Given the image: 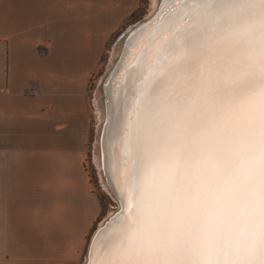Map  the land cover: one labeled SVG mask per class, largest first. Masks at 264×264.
Here are the masks:
<instances>
[{
    "label": "snow or ice",
    "instance_id": "6c2138e0",
    "mask_svg": "<svg viewBox=\"0 0 264 264\" xmlns=\"http://www.w3.org/2000/svg\"><path fill=\"white\" fill-rule=\"evenodd\" d=\"M120 57L86 264H264V0L162 4Z\"/></svg>",
    "mask_w": 264,
    "mask_h": 264
},
{
    "label": "crops",
    "instance_id": "0c3cea01",
    "mask_svg": "<svg viewBox=\"0 0 264 264\" xmlns=\"http://www.w3.org/2000/svg\"><path fill=\"white\" fill-rule=\"evenodd\" d=\"M117 5L0 0V264H74L79 244L62 233L97 217L78 158L112 26L102 9Z\"/></svg>",
    "mask_w": 264,
    "mask_h": 264
},
{
    "label": "rangeland",
    "instance_id": "374dc122",
    "mask_svg": "<svg viewBox=\"0 0 264 264\" xmlns=\"http://www.w3.org/2000/svg\"><path fill=\"white\" fill-rule=\"evenodd\" d=\"M105 1L107 3L108 0ZM163 1L159 0V5H158L159 9H160V4L162 5V4L170 3L172 0H163ZM116 4H119L120 6L117 5L116 6L117 8L104 7L102 9L104 18L106 20H111L112 26H110L109 28L110 33H106V39H105L106 41L104 42L103 46L100 48V53H101L99 54L100 57L98 59L95 68L91 71L89 76L88 91H87V105H88L89 114L87 117V127L82 136L80 158H78V162L80 161V165H81V175L87 184L88 193L90 194V197L94 201L92 202L95 203L100 210L102 206L105 216H107L109 212L116 210L118 206L115 204L114 201L111 200V198L108 195H106L103 191H101L99 187L100 176L98 173L97 166L94 162V153H95L94 150H95V143L98 142L97 140L98 139L99 141L101 139L103 140L102 131L100 129L103 128V125H105L106 122H104V124L101 125L102 128L100 127V129L97 130V118L94 107L95 92L98 88V85L100 84L101 77L105 76L106 74L108 77H110V75L114 71L113 67H111V71L113 70L112 72L107 71L112 50L115 47L119 46L120 52H123L124 45L129 44L130 40L134 36L133 33L135 34L142 25L146 23L148 24V22L153 18V15L156 12L160 11L157 9V11L153 15L152 14L149 15L151 8V0H116ZM138 23H139V26H137L138 28L135 27L133 29L132 27H134ZM133 30L134 32H132ZM120 58L121 57L119 55L116 59L119 60ZM117 64L118 63H115V68ZM106 81H104V83L106 82L105 84L108 83V80ZM75 156L76 154H74V157ZM86 184L84 183V186H86ZM98 225L99 223L97 222V217H96L93 223L89 226V228L86 231L81 232L80 235L81 237L79 236V233L76 230L73 231L67 230L66 232L62 233L68 243L69 242L73 243V245L79 244L77 257L75 259L74 264H82V262H84L85 260L84 252L87 248V240L89 233L94 231V229ZM83 226L84 225L82 224L81 228H83ZM59 241L60 239L58 238V242Z\"/></svg>",
    "mask_w": 264,
    "mask_h": 264
},
{
    "label": "bare ground",
    "instance_id": "6f19581e",
    "mask_svg": "<svg viewBox=\"0 0 264 264\" xmlns=\"http://www.w3.org/2000/svg\"><path fill=\"white\" fill-rule=\"evenodd\" d=\"M163 1V0H162ZM164 2V1H163ZM175 2V0H172L170 3H174ZM167 4V3H166ZM158 5H159V0H151V8H150V14L149 15H153L156 11H157V9L158 10H160L159 8H158ZM160 6H161V4H160ZM151 17V16H150ZM146 22V21H145ZM144 23V22H143ZM139 24V23H138ZM142 24V23H141ZM133 28V27H132ZM141 28V27H140ZM129 31V30H128ZM126 33H127V31H126ZM126 35V34H125ZM124 35V36H125ZM131 35V34H130ZM132 41V39L130 40V42ZM129 42V43H130ZM116 48H118V49H120V47L118 46V47H115L114 49H116ZM114 49L112 50V52H111V58H110V61H109V65H108V68H107V70L109 69V68H111V67H113V69H114V71L112 72V74L110 75V77H109V80H108V83L107 84H111L112 85V87L114 88L115 87V84H116V80L114 79L117 75H118V73H117V69L120 67V65L119 64H117L116 65V68H115V63H112V59H113V57H115V58H117L119 55H120V52H116V51H114ZM123 50H124V48H123ZM112 65H114V66H112ZM107 75V74H106ZM107 82V81H106ZM105 82V83H106ZM99 96H100V93L99 92H97V90H96V92H95V98H94V107H95V112H96V118H97V130H99L100 129V127H101V125H103L104 124V122H107V120L109 119V116H108V110H107V108H105L104 109V111L102 112L101 111V109H100V107L98 106V99H99ZM107 118V119H106ZM102 128V127H101ZM103 129V130H102ZM102 129H100L101 131H102V137H103V140L101 139L100 140V142H101V145H100V147H104L105 146V141H104V133H105V130H106V124L105 125H103V128ZM99 132V131H98ZM98 141V140H97ZM97 148V142L95 143V149ZM96 154L94 153V162H95V164H96ZM97 166V165H96ZM103 168V157L101 156V164H100V166L98 167L97 166V169H98V173H99V176H100V171H101V169ZM100 182H101V177H100ZM116 210H118V208L116 209ZM97 227H100V225H98ZM86 260H87V258L85 257V260H84V262H83V264H86Z\"/></svg>",
    "mask_w": 264,
    "mask_h": 264
},
{
    "label": "water",
    "instance_id": "95a60500",
    "mask_svg": "<svg viewBox=\"0 0 264 264\" xmlns=\"http://www.w3.org/2000/svg\"><path fill=\"white\" fill-rule=\"evenodd\" d=\"M135 25V24H134ZM145 25H147V23L146 24H144V25H142V26H145ZM137 26H139V24H136L134 27H133V29L135 28V27H137ZM142 26H141V28H142ZM138 28V27H137ZM141 28H139L138 30H141ZM132 32H134V30L132 31ZM135 32H136V30H135ZM133 35H135L134 33H133ZM132 35V36H133Z\"/></svg>",
    "mask_w": 264,
    "mask_h": 264
}]
</instances>
